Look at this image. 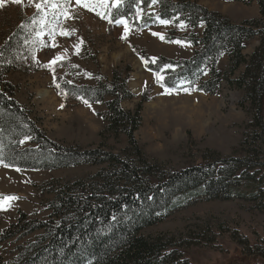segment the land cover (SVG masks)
<instances>
[{"label": "rangeland", "instance_id": "1", "mask_svg": "<svg viewBox=\"0 0 264 264\" xmlns=\"http://www.w3.org/2000/svg\"><path fill=\"white\" fill-rule=\"evenodd\" d=\"M189 1L236 24L260 16L256 1L248 4L226 0ZM36 3L42 4V11L29 5L28 0L23 4L7 0L0 8V45L19 29L23 39L10 66L3 70L0 65V90L7 91L22 106L49 140L64 147L75 146L84 150L95 149L102 143L106 145L104 149L116 152L127 146L125 136H101L105 123L102 118L104 104L87 100L85 103V99L71 89L106 84L118 70L127 79V88L134 95L123 100L121 107L134 111L144 101L142 124L135 138L150 161H157L163 169L180 171L200 164L207 151L220 152L223 157L247 155L241 147L243 134L254 130L249 126L252 114L239 106L241 91L224 82L219 94L210 95L180 83L182 87L167 94L166 86L161 87L156 72L150 69L153 59L155 62L161 57L189 59L195 51L190 37H201L205 24L193 29L185 23L181 28V23L174 21L167 25L161 24L160 20H156L157 24L142 23L149 14L155 15L154 18L148 16L149 22L157 19L159 6L154 2L147 11L138 5L131 20L126 19L129 32L125 36L122 24H110L95 12L76 8V19L63 25L76 29L75 34L64 37L57 33L55 43L59 46L52 48L53 41L48 32L56 25L53 13L58 9L49 8L48 4L63 3V0H36ZM108 3L107 9L97 10L109 12L114 21L113 11L121 3L119 6H115L114 0H108ZM161 35L164 39L160 38ZM81 40L83 43L77 53L73 45ZM258 45V39L246 42L244 54L251 55ZM65 49L67 57L53 65L56 69L54 79L53 72L45 65ZM228 64L224 56L217 66L224 72ZM242 71L243 68L232 79L239 77ZM35 140L32 135L23 138L19 141L20 149L35 147ZM259 159L264 161L263 153ZM0 160L5 163L1 150ZM99 169L81 164L60 169L28 170L0 164V196L19 198L12 201L7 210H0V234L16 222L20 212L31 219H48L49 205L54 200L50 190L88 178ZM206 226L212 227L211 236H207L210 238L202 240L198 247L183 250L184 257L191 264H264V197L261 199L254 187L245 181L240 183L238 194L232 199L191 200L168 212L162 223L147 228L143 234H179ZM33 237L0 245V260L11 262L17 248Z\"/></svg>", "mask_w": 264, "mask_h": 264}, {"label": "trees", "instance_id": "2", "mask_svg": "<svg viewBox=\"0 0 264 264\" xmlns=\"http://www.w3.org/2000/svg\"><path fill=\"white\" fill-rule=\"evenodd\" d=\"M256 1L259 18L236 24L218 13L189 0H155L159 19L185 23L193 29L205 24L202 36L191 35L195 48L189 59L159 58L150 69L161 72L164 85L186 83L190 88L217 95L224 82L242 92L239 106L252 114L241 147L245 157H223L207 151L200 164L169 171L157 161H150L139 146L135 133L142 124L140 102L134 111L121 107V102L134 95L127 79L116 70L106 84L71 87L76 95L92 103H103L104 128L101 136H125L127 146L116 152L104 149L64 147L49 140L30 120L26 111L7 91L0 90V150L5 163L28 170L60 169L86 164L99 171L74 183L50 190L54 200L46 220L31 219L20 212L14 224L0 234V245L24 240L11 262L0 264H191L183 250L198 247L210 238L212 227L179 234L145 236L143 231L162 223L168 212L192 200H229L237 196L242 181L264 197V0ZM152 0H122L113 18L131 20L138 5L147 11ZM147 21V22H146ZM21 29L0 45V65L4 69L23 44ZM258 39L251 55H245L246 42ZM226 56L228 67L221 72L218 61ZM170 65L167 70H163ZM243 68L241 75L232 79ZM258 130V131H257ZM34 136L35 147L20 149L19 141ZM254 196V193H251ZM245 198V197H241ZM252 198V197H251Z\"/></svg>", "mask_w": 264, "mask_h": 264}, {"label": "snow or ice", "instance_id": "3", "mask_svg": "<svg viewBox=\"0 0 264 264\" xmlns=\"http://www.w3.org/2000/svg\"><path fill=\"white\" fill-rule=\"evenodd\" d=\"M15 4H23L24 0H12ZM115 6H119L121 3V0H114ZM154 3L155 0H152ZM7 3V0H0V8H3L5 4ZM28 4L35 7L37 11H42L43 6L40 3H36V0H28ZM49 8L52 9H58L57 12L53 13V18L56 21L55 27L49 30L48 35L52 38L53 43L50 45L52 48H56L59 45L55 43L56 35L59 33V35L64 37H71L73 34H75L76 29L74 28H67L63 25L70 20L76 19L75 16V9L76 8H83L86 9L89 12H95L97 16H100L102 19L108 20V22L115 23L116 25H123L125 29V36L128 35L129 32V24L128 21L123 18H117L113 21L111 14L107 11L101 12L97 9H107L109 7L108 0H63V3H49ZM137 15H139V12H137ZM159 19V17H157ZM172 21L169 20H160L161 24L167 25L171 23ZM181 28L185 27L183 23L179 25ZM153 35H160L158 33H153ZM161 39H164V37L161 35ZM176 43H182L181 41H175ZM83 43V41H79L78 43L74 44L73 47L76 49V52H79L80 45ZM67 57V49L64 50L61 54L56 55L48 64L45 65V67H48L52 72L55 79V67L53 65H57L58 61H63ZM147 64L148 61H145ZM152 63H155V60L153 59ZM59 66H63V64H60ZM167 67H171L168 65ZM157 76V82L161 84V87H165V85L162 83L164 80V76L161 74V72L156 73ZM59 88V84L56 85ZM182 87V84L174 85L173 87H165V92L167 94H171L173 91L177 90L178 88ZM185 91H188V89H185ZM85 103H88L86 100ZM0 164H3L4 167H9L10 165L3 163L2 160H0ZM19 171V169H16ZM19 199L16 196H0V210H7L11 206V202Z\"/></svg>", "mask_w": 264, "mask_h": 264}]
</instances>
